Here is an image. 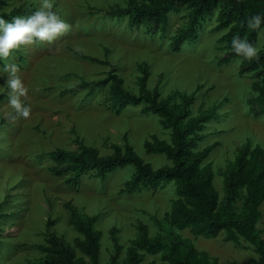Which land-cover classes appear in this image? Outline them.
I'll list each match as a JSON object with an SVG mask.
<instances>
[{
	"label": "rangeland",
	"instance_id": "374dc122",
	"mask_svg": "<svg viewBox=\"0 0 264 264\" xmlns=\"http://www.w3.org/2000/svg\"><path fill=\"white\" fill-rule=\"evenodd\" d=\"M4 3L9 12L17 7L36 9L42 0ZM129 3L130 0H53L54 10L71 25L70 29L52 43L24 45L4 61L19 64L18 74L28 88L22 99L31 106V113L27 118L16 115L8 103L7 73L0 75V264H32L43 258L49 222L51 232L76 249L78 257L89 261L76 247V241L83 237L70 225L68 203L89 216L99 215L96 229L103 233L101 264H109L115 251L112 229L118 230L119 244L123 246L120 261L137 236L138 223L147 224L152 237L164 235L156 221L167 224L166 214L176 198L173 184L155 192L128 194L123 190L134 173L133 166L119 169L105 180L90 171L75 186L49 171L53 165L50 153L57 149L77 151L83 142L108 156L113 154L114 146H124L126 136L154 169L171 166L166 156L149 154L144 148L153 135L167 141L171 137L165 120L147 111L145 103L129 106L118 114L110 101L108 86L93 92L72 91L84 81L105 79L112 67L124 79L125 89L135 95H139L137 80L142 67L150 72L149 89L158 87L162 99L173 97L180 103L178 93L195 94L192 116L218 106L217 119L208 123L198 147L219 144L208 162L216 172L214 186L220 201L226 180L222 171L235 159L239 148L248 140L264 147V116L254 117L248 105L255 94L252 85L260 80L251 73L239 75L243 58L232 57L233 52L219 43L224 32L214 30L216 16L202 24L196 40L174 52L171 38L187 24L190 11L175 9L169 14L166 29L154 33L145 27L131 29L127 18L110 14ZM258 44L264 48V28ZM106 50L110 52L108 56ZM75 52L107 60L111 66L83 60ZM245 200L242 195L233 205L237 214L243 213ZM261 211L258 228L264 237V205ZM175 232L219 264H254L258 259L254 246L241 238L236 243L228 241L225 232L217 238L197 237L189 229ZM151 261L161 264V255L146 254L144 263Z\"/></svg>",
	"mask_w": 264,
	"mask_h": 264
},
{
	"label": "trees",
	"instance_id": "16d2710c",
	"mask_svg": "<svg viewBox=\"0 0 264 264\" xmlns=\"http://www.w3.org/2000/svg\"><path fill=\"white\" fill-rule=\"evenodd\" d=\"M178 8H187L190 13L187 24L171 38L170 48L174 52H179L184 43L196 40L202 24L214 16L217 19L214 30L224 32L219 43H224V48L233 52L232 57L237 56L231 47L234 34L257 44L264 28L251 29L247 24L248 17L264 12V0H130L127 7L116 8L110 14L127 18L131 29L145 27L156 33L166 29L169 14ZM33 10L35 8L17 7L7 12L4 0H0V16L9 21L14 16L28 15ZM109 53V50L105 51L106 56ZM75 55L92 63L111 66L107 60L86 56L81 52H75ZM3 63L0 60V64ZM250 73L260 81L253 83L255 94L248 100V105L254 117H261L264 116V48L260 50L259 58H243L239 75ZM141 74L137 80L139 95L125 89L124 79L114 67L105 79L84 81L72 91L89 89L93 92L108 86L110 101L118 114L129 106L145 103L147 111L165 120L166 127L171 130V137L167 141L153 135L145 142L144 148L149 154L166 156L171 166L154 169L135 151L126 136L124 146H114L113 154L108 156H102L98 149L83 142L79 143L77 151L57 149L50 153L53 162L49 167L50 173L57 178H65L68 184L75 186L90 171L94 172L96 178L105 180L119 169L133 166L134 173L123 190L128 194L143 190L155 192L169 184L175 186L176 198L170 213L166 214L167 224L164 226L156 221L162 226L164 235L152 237L149 226L138 223L137 236L126 249L125 258L120 261L123 246L119 244L118 230L112 229L115 251L109 264H157L155 261L144 263L146 254L161 255V264H219L175 232L186 229L197 237L217 238L225 232L228 241L236 243L241 238L254 246L258 255L254 264H264V237L258 228L262 217L261 206L264 205V147L253 145L248 140L239 148L235 159L222 171L226 180L224 197L220 201L219 192L214 186L216 172L212 163L208 162L212 151L219 144L203 149L198 147L208 123L217 119L218 106L201 110L197 116H192L195 94L178 93L180 103L174 101L173 97L162 99L158 87L153 90L148 87L150 72L142 67ZM242 195L246 198L244 211L237 214L232 207ZM66 207L70 211V225L83 237L76 241V247L89 261L78 257L76 249L51 232L49 222L47 245L42 246L45 256L32 264H101L103 233L96 229L99 215L89 216L70 203ZM1 239L0 230V246ZM227 264L238 263L232 261Z\"/></svg>",
	"mask_w": 264,
	"mask_h": 264
},
{
	"label": "clouds",
	"instance_id": "9594fccd",
	"mask_svg": "<svg viewBox=\"0 0 264 264\" xmlns=\"http://www.w3.org/2000/svg\"><path fill=\"white\" fill-rule=\"evenodd\" d=\"M251 29H261L264 26V12H257L247 18ZM71 25L61 18L54 10L53 0H42V3L28 15L14 16L10 21L0 16V60L5 61L14 50L24 45L42 42L52 43L56 38L70 29ZM232 50L238 57L244 59L259 58L260 46L238 34L231 39ZM240 61L238 60L237 63ZM19 64L15 62L0 65V75L7 73L6 84L10 89L8 103L17 116L27 118L31 106L25 103L28 88L18 74Z\"/></svg>",
	"mask_w": 264,
	"mask_h": 264
}]
</instances>
